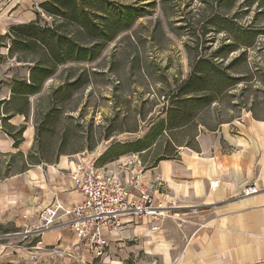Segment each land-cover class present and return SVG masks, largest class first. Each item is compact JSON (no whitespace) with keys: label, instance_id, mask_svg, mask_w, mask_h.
<instances>
[{"label":"crops","instance_id":"0c3cea01","mask_svg":"<svg viewBox=\"0 0 264 264\" xmlns=\"http://www.w3.org/2000/svg\"><path fill=\"white\" fill-rule=\"evenodd\" d=\"M26 5L33 9L35 0H2L0 9L10 21L1 17V55L9 52L11 27L37 19L38 10L25 12ZM13 85L5 84L0 96V155L20 154L23 167L5 175L0 162V222L9 227L0 234V264H27L31 253L35 264H80L68 252L91 264H264V117L246 112L206 127L203 109L173 128L166 110L140 130L114 131L80 152L34 161L37 99L44 88L28 95L29 108L19 111ZM80 159L121 179L140 165V184L158 202L174 203L172 215L155 230L142 221L128 223L109 237L104 260L79 244L69 226L38 232L43 206L56 199L70 204L83 200L70 175ZM252 183L260 191L243 195Z\"/></svg>","mask_w":264,"mask_h":264},{"label":"rangeland","instance_id":"374dc122","mask_svg":"<svg viewBox=\"0 0 264 264\" xmlns=\"http://www.w3.org/2000/svg\"><path fill=\"white\" fill-rule=\"evenodd\" d=\"M43 1L46 0H35L33 9L39 10L42 25H51L56 18L39 6L38 2ZM26 8L25 12L33 11L30 5ZM7 13L0 9V22H4L1 17L10 21ZM248 28H264V0H157L148 14L135 21L133 28L106 44L99 61L61 64L43 86L36 114L39 124L42 112L49 109L47 94L65 81H79L78 85H65L60 91L50 119L43 126L50 160L56 159V151L80 152L82 147H91L114 131L149 126L151 122L143 124L141 119L154 121L158 113L164 114L162 110L169 105L165 96L176 94L180 84L188 79L192 71L190 53L196 50L208 60L204 68L209 72L210 84L214 83L210 60L224 68L226 74L248 79L236 85L231 97L211 103L210 111L202 118L209 127L239 117L250 112L249 109L264 117V33L255 36L251 46H239L237 40L234 51L214 56L216 50L227 51V44L236 40L231 30L244 38L240 30ZM67 29L77 36L76 24L68 23ZM38 54L39 49L33 45L17 46L12 53L0 54V96L5 93L2 90L5 84L28 78L31 63L24 60L34 59ZM97 66L98 71L89 70L88 75H82V67ZM0 162L6 167L3 172L6 175L23 167L20 154L0 155ZM79 162L93 164L87 159ZM8 228L0 222V234Z\"/></svg>","mask_w":264,"mask_h":264},{"label":"trees","instance_id":"16d2710c","mask_svg":"<svg viewBox=\"0 0 264 264\" xmlns=\"http://www.w3.org/2000/svg\"><path fill=\"white\" fill-rule=\"evenodd\" d=\"M156 4L157 0H46L41 2L39 6L43 8L45 13L55 17V22L51 25H42L39 22L40 12L38 10L35 21L13 26L10 33L7 34V37L11 39V44L8 47L10 53L21 45L25 47L33 45L39 49V54L34 59L24 60L31 63L29 77L14 81L12 92L14 98L17 99V110L23 111L29 108L28 95L40 92L46 79L55 74L61 64H72L73 66V64H92L99 61L106 44L124 31L133 28L135 21L148 14ZM68 23L76 24L77 36L74 35L73 31L67 29ZM240 31L244 33V38H241L240 33L231 30L236 40L227 44V51L222 48L216 50L214 56H219L223 51L232 52L238 44L243 47L251 46L255 36L264 33V28H248ZM237 40L238 44L236 43ZM138 59L139 57L136 58L135 62ZM235 59L231 64L235 63ZM190 60L192 71L188 79L180 84L176 94L169 97L165 96V99H169V106L164 107L162 112L168 111L170 125L173 128L192 121L203 109H206L205 116L211 103L225 96L231 97L234 95L232 90L236 88V85L248 80L241 75L226 74L224 68L210 60L209 62L212 64L209 70L212 71L214 78V83L210 84L209 72H206L204 68L205 62L208 61L205 56L196 50L194 54L190 53ZM82 68V75H88L89 70L98 71L100 69L99 66L91 69ZM78 84L79 81L77 80L65 81L62 86L47 94L46 101L49 109L42 112L41 118L43 119L40 124L36 120L34 147L37 154L34 156L36 160L51 161V154L46 149V136L42 135L43 126L50 119L60 91L65 88V85L76 86ZM40 101L41 98L39 97L37 99L38 107ZM249 110L255 117L260 118L255 115L253 109ZM143 120H147L146 117ZM147 121L152 122V120ZM202 121L206 127H209L203 119ZM24 128L25 126L20 127L19 135ZM19 141L20 139L16 140V142ZM60 153L63 152L56 151L54 156L58 158ZM1 264L15 263L5 262Z\"/></svg>","mask_w":264,"mask_h":264},{"label":"built area","instance_id":"2783aa9c","mask_svg":"<svg viewBox=\"0 0 264 264\" xmlns=\"http://www.w3.org/2000/svg\"><path fill=\"white\" fill-rule=\"evenodd\" d=\"M143 171L137 165L126 178L121 179L102 171L95 164L79 162L70 175L74 186L82 193L83 200L70 204L56 199L43 206L38 212L39 224L36 229L42 232L59 224L69 226L79 244L93 257L104 260L110 244L109 237L128 223L142 221L155 230L159 222L172 215L174 203L165 205L158 202L148 188L140 184L139 176ZM259 191L260 188L252 183L244 188L242 194L251 195ZM68 253L80 264H91L81 256ZM35 257L31 253V262L27 264H35L32 261Z\"/></svg>","mask_w":264,"mask_h":264}]
</instances>
